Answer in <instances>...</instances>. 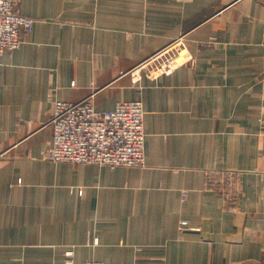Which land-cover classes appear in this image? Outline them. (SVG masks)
<instances>
[{
    "label": "crops",
    "instance_id": "1",
    "mask_svg": "<svg viewBox=\"0 0 264 264\" xmlns=\"http://www.w3.org/2000/svg\"><path fill=\"white\" fill-rule=\"evenodd\" d=\"M263 2L19 0L34 25L0 59V264H264ZM87 98L142 102L144 167L41 158L54 102Z\"/></svg>",
    "mask_w": 264,
    "mask_h": 264
},
{
    "label": "built area",
    "instance_id": "2",
    "mask_svg": "<svg viewBox=\"0 0 264 264\" xmlns=\"http://www.w3.org/2000/svg\"><path fill=\"white\" fill-rule=\"evenodd\" d=\"M18 2L0 0V59L20 48L21 31L30 33L33 29L34 21L17 12ZM144 115L140 100L120 101L107 111L97 110L90 98L76 104L56 101L51 142L41 157L52 163L142 168L145 166ZM188 229L186 222H182L179 230ZM65 256V264H104L100 261L76 263L72 251H67Z\"/></svg>",
    "mask_w": 264,
    "mask_h": 264
},
{
    "label": "rangeland",
    "instance_id": "3",
    "mask_svg": "<svg viewBox=\"0 0 264 264\" xmlns=\"http://www.w3.org/2000/svg\"><path fill=\"white\" fill-rule=\"evenodd\" d=\"M166 58H167V55H164V56H161V55H155L154 57L152 56V57H150L149 58V61H148V63H149V66L148 67H154L155 68V66H157V67H159V66H161V65H163L164 63H165V60H166ZM156 59V60H155ZM155 60V62H153ZM165 66V65H164ZM163 66V67H164ZM162 67V66H161ZM42 158V157H41Z\"/></svg>",
    "mask_w": 264,
    "mask_h": 264
}]
</instances>
